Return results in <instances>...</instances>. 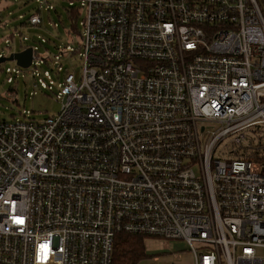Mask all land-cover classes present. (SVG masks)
Here are the masks:
<instances>
[{"label": "built area", "instance_id": "obj_1", "mask_svg": "<svg viewBox=\"0 0 264 264\" xmlns=\"http://www.w3.org/2000/svg\"><path fill=\"white\" fill-rule=\"evenodd\" d=\"M73 2L82 66L60 111L0 120V264H111L119 233L180 240L192 264H264L257 0Z\"/></svg>", "mask_w": 264, "mask_h": 264}, {"label": "rangeland", "instance_id": "obj_2", "mask_svg": "<svg viewBox=\"0 0 264 264\" xmlns=\"http://www.w3.org/2000/svg\"><path fill=\"white\" fill-rule=\"evenodd\" d=\"M72 4L70 0H0V56L7 57L25 46L37 55L29 69L20 68L15 61L0 63V120H42L60 111L57 85L65 72H73L78 81L82 66L79 47L84 15L78 3ZM70 8L78 9V15L75 11L69 13ZM32 14L40 17L38 24L29 23ZM68 50L75 52L70 54ZM58 65L62 67L59 74L55 73ZM31 69L40 74L32 75ZM44 70L53 80L51 90L39 84V78L49 81ZM261 139L264 143V133ZM145 244L150 257L140 264H192L187 247L180 240L153 239Z\"/></svg>", "mask_w": 264, "mask_h": 264}, {"label": "trees", "instance_id": "obj_3", "mask_svg": "<svg viewBox=\"0 0 264 264\" xmlns=\"http://www.w3.org/2000/svg\"><path fill=\"white\" fill-rule=\"evenodd\" d=\"M257 2L264 12V0ZM73 11L75 9L70 8L69 13L73 14ZM76 11L75 14L78 15ZM147 251L144 237L119 233L115 237L111 264H140L150 257Z\"/></svg>", "mask_w": 264, "mask_h": 264}, {"label": "water", "instance_id": "obj_4", "mask_svg": "<svg viewBox=\"0 0 264 264\" xmlns=\"http://www.w3.org/2000/svg\"><path fill=\"white\" fill-rule=\"evenodd\" d=\"M9 60L15 61L17 66L20 68H27L29 67L31 60H32V50L30 47L22 48V50L18 52L11 53L9 56L4 57L0 56V63Z\"/></svg>", "mask_w": 264, "mask_h": 264}, {"label": "crops", "instance_id": "obj_5", "mask_svg": "<svg viewBox=\"0 0 264 264\" xmlns=\"http://www.w3.org/2000/svg\"><path fill=\"white\" fill-rule=\"evenodd\" d=\"M187 252H188V251H187ZM188 254H189V253H188ZM190 256H191V255H190ZM191 258H192V257H191ZM147 260H148V259H147ZM148 261H149V260H148ZM148 261L146 262V264H150V262H148Z\"/></svg>", "mask_w": 264, "mask_h": 264}]
</instances>
